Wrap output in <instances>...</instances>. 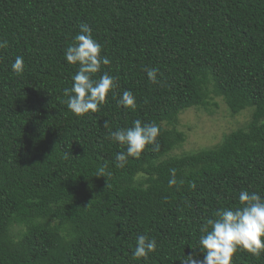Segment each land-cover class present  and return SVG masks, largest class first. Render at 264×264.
<instances>
[{
    "label": "trees",
    "instance_id": "obj_1",
    "mask_svg": "<svg viewBox=\"0 0 264 264\" xmlns=\"http://www.w3.org/2000/svg\"><path fill=\"white\" fill-rule=\"evenodd\" d=\"M81 24L117 87L98 112L76 116L63 90L78 65L64 52ZM2 40L0 264L203 259L201 225L240 207L242 190L264 197V0H0ZM16 56L22 73L11 68ZM145 68L159 69V83ZM125 90L135 110L117 103ZM210 93L249 119L212 147L171 154L184 141L180 113ZM137 119L159 126L158 148L117 167L126 146L109 130ZM140 235L158 245L146 260L132 255ZM232 264H264V253L238 251Z\"/></svg>",
    "mask_w": 264,
    "mask_h": 264
},
{
    "label": "clouds",
    "instance_id": "obj_2",
    "mask_svg": "<svg viewBox=\"0 0 264 264\" xmlns=\"http://www.w3.org/2000/svg\"><path fill=\"white\" fill-rule=\"evenodd\" d=\"M8 47V41H0V49ZM102 46L93 38L92 29L81 24L79 33L73 37L72 43L66 48L64 58L69 65H78V70L71 77L72 86L65 88L63 94L67 97V108L76 116L96 113L106 103L110 92L117 87L116 77L107 71L102 72L103 66H108L111 61L101 55ZM24 59L16 56L11 68L16 73L24 71ZM148 79L152 83H159L157 74L159 69L145 68ZM97 73H102L99 79ZM117 103L124 108H137L136 98L131 91L125 90ZM108 128V122H104ZM160 128L155 123H144L137 119L130 128L109 130V138L119 145L126 146V151L116 153V166L123 168L129 157L138 158L146 146L154 145L158 148L157 137ZM155 148L153 150H155ZM68 153L65 154L67 157ZM103 168L99 170L98 177L104 176ZM110 175V173H109ZM170 180L169 184H175ZM193 188L195 184L191 185ZM240 207L217 209L215 219H208L200 227L199 247L203 253L200 259L195 252L180 259V264H232V258L238 251L259 256L264 253V197L247 190L239 193ZM155 238L140 235L136 239L134 259H147L150 253L157 250Z\"/></svg>",
    "mask_w": 264,
    "mask_h": 264
},
{
    "label": "rangeland",
    "instance_id": "obj_3",
    "mask_svg": "<svg viewBox=\"0 0 264 264\" xmlns=\"http://www.w3.org/2000/svg\"><path fill=\"white\" fill-rule=\"evenodd\" d=\"M205 106L190 107L180 113L177 131L184 141L171 154L198 148H209L219 143L224 134L240 127L250 116L248 109L231 115L222 97L210 93Z\"/></svg>",
    "mask_w": 264,
    "mask_h": 264
}]
</instances>
